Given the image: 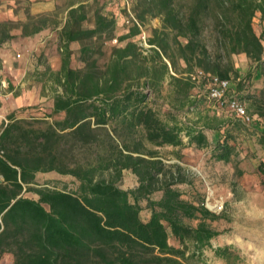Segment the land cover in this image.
<instances>
[{"label":"trees","instance_id":"16d2710c","mask_svg":"<svg viewBox=\"0 0 264 264\" xmlns=\"http://www.w3.org/2000/svg\"><path fill=\"white\" fill-rule=\"evenodd\" d=\"M89 2H70L63 18L59 11L28 10L25 21L0 20V48L53 27L61 53L60 68L43 72L51 109L42 118L13 112L0 126V260L11 253L12 264H191L221 234L215 223L226 215L208 208L204 197L187 198L188 174L168 165L159 148H207L213 160L244 174L235 132L250 124L203 116L191 74L201 69L237 80L235 96L261 120L264 145V85H247L254 75L264 80V29L258 33L254 25L259 13L264 19V0H132L141 25L150 17L161 21L148 38L152 47L145 52L131 39L141 32L133 24L104 64L116 11L106 10L108 0ZM92 18L93 26L86 25ZM75 42L82 43L81 67L73 66ZM240 53L253 66L244 77L232 62ZM166 81L168 107L161 98ZM32 110L42 108L25 114ZM184 112L198 119L183 120ZM207 130L220 135L212 141ZM125 171L136 175L135 188L121 186ZM53 172L71 177L75 187L39 183V174ZM214 251L237 259L230 246Z\"/></svg>","mask_w":264,"mask_h":264},{"label":"rangeland","instance_id":"374dc122","mask_svg":"<svg viewBox=\"0 0 264 264\" xmlns=\"http://www.w3.org/2000/svg\"><path fill=\"white\" fill-rule=\"evenodd\" d=\"M74 0H0V20L25 21L27 19V11L30 10L34 14L44 12L59 11V17L65 16V8L67 4ZM80 1V0H75ZM90 4L94 3L90 0ZM107 11H116L117 29L116 37L105 44L106 54L100 58V63L104 64L115 45L124 44L126 41H118V37L129 32L132 23H127L128 10L123 3L115 5L114 2L108 0ZM133 12V11H132ZM134 13V12H133ZM91 15L93 11L91 10ZM135 15V14H134ZM86 25L93 26V18ZM161 21L159 18H149L145 24H142L143 30L146 31L148 37L152 34V29L159 27ZM255 28L258 33L264 29V19L259 13L255 19ZM53 28V27H52ZM58 30H53L54 35L50 36L49 41L43 39L39 41H24V38H17L7 42L1 48L5 49L3 54H0V72L6 71L7 64L11 68H23L22 63L27 62V71L33 73L32 76L38 75V78H43V67L34 73L37 63H41L43 57H47L46 51L51 49L55 51V57H59L60 50L58 49L57 41L54 39ZM18 36H21V30L13 31ZM140 46L139 34L131 38ZM41 42L43 44H41ZM46 42V44H44ZM73 45V66L81 67L83 62L79 60L80 48L82 43L75 42ZM212 51H215L210 43ZM142 48V46H140ZM46 48V50H44ZM29 54L26 57L24 52ZM20 54V56H18ZM10 55V56H7ZM25 59V60H24ZM48 59V57H47ZM232 62L238 69L240 76L244 77L249 71L253 70V66L247 56L243 53L234 54ZM184 63L180 62V67ZM9 69V68H8ZM197 70V69H196ZM256 74V73H254ZM0 83V92L9 87V78L2 74ZM40 75V76H39ZM25 80L28 85H32L35 79L30 77L29 73L20 78L19 81ZM232 91L236 94L237 80L232 79ZM202 83V82H201ZM198 86L193 90V97L200 99V108L202 115L217 116L222 119H229L232 116L225 110H219L214 103L208 98L207 88ZM247 85L251 89L258 90L264 85L262 77L254 75L249 80ZM48 94L51 88L48 86ZM168 81L164 82L162 87V99L166 106L168 103ZM44 93V91H43ZM44 100L39 106L42 110H32L23 117L27 118H42L44 113L49 110V105ZM244 103L249 107V101ZM0 105L2 102L0 101ZM47 109V110H45ZM198 114L195 112H187L181 115L183 120L196 121ZM59 118V117H58ZM262 122L256 117L255 121L249 126H245L241 131H236L238 150L240 152L239 166L244 171L243 175H238L233 163H224L215 161L211 158V151L207 148H198L196 146H181L173 147L166 146L159 148L160 156L168 165H179L183 171L188 174L190 185L185 184L182 187L187 190L186 197L191 200H198L204 197L205 204L208 208L216 213H225V218L215 223L216 228L221 231V234L212 239L211 245L206 247L204 254L200 257L196 256L190 259L191 264H264V172L260 171V164L264 162V145L259 141V133H261ZM209 138L213 141L219 137L220 133L207 130ZM187 141V138L185 139ZM38 181L41 184L49 183L50 185L58 184L60 187L68 184L69 188L75 187V183L69 176H61L57 173H43L38 175ZM138 185V179L131 171H125L121 181V186L125 189L135 188ZM28 196L37 198L34 193H27ZM223 204V208L220 207ZM215 206V207H211ZM143 217L149 218V211L142 212ZM230 246L231 250L237 255L236 260H228L221 258L215 254L214 249L217 247ZM0 264H12V254L7 253L0 260Z\"/></svg>","mask_w":264,"mask_h":264},{"label":"crops","instance_id":"0c3cea01","mask_svg":"<svg viewBox=\"0 0 264 264\" xmlns=\"http://www.w3.org/2000/svg\"><path fill=\"white\" fill-rule=\"evenodd\" d=\"M53 28H46L43 31H41L38 34H35L34 36L30 37H24V41H39L41 39L45 38V41L50 40V36L53 33ZM50 34V36H49ZM21 38V37H20ZM54 39L57 41L58 44V31L57 35H55ZM46 42L44 44H46ZM41 44H43L41 42ZM73 48V45H72ZM59 49V48H58ZM46 50V48H44ZM5 49L0 48V54H3ZM29 54L27 51L23 53V55L26 57V55ZM47 57H43L41 63H37L35 67V74H39V69L43 67V72L46 70L47 66H51L53 70H57L60 68L61 65V53L59 54V57H55V51L54 50H47L46 51ZM10 56V55H7ZM25 60V59H24ZM23 68H11L9 64L6 66V71L0 72V83L4 84V80H1L2 74L6 75L9 78V87L8 89H4L2 92H0V101L2 102V105H0V126L3 124L4 121H8L7 117L10 113L15 112L18 117L25 116V111L28 107L44 104L42 103L44 100H46V104L49 105V109H51L53 100L51 93L48 94V85H45L44 89V82L42 81L41 77L38 78V75L32 76L33 73L30 71H27V68L24 66H27V62L22 63ZM9 68V69H8ZM29 73V78L32 77L35 79L34 84L28 85L25 80L22 82L19 81V79L24 78L25 75ZM40 76V75H39ZM1 88V87H0ZM44 91V93H43ZM1 180V177H0Z\"/></svg>","mask_w":264,"mask_h":264},{"label":"built area","instance_id":"2783aa9c","mask_svg":"<svg viewBox=\"0 0 264 264\" xmlns=\"http://www.w3.org/2000/svg\"><path fill=\"white\" fill-rule=\"evenodd\" d=\"M111 1H119L120 3H123L128 10V19L126 22L132 23V25H139L141 28V32L139 33L141 40L140 46H142V49L147 52L152 45L148 42L149 37L146 31L143 30L141 23L132 12V0ZM18 56H20V54H18ZM191 76L197 83L206 82L208 98L214 103L217 109L229 112L232 117L239 118L246 124H252L255 121L256 116L250 113L244 101L237 98L232 91L231 79L222 78L219 75L210 74L201 69L196 70ZM220 208H223V204Z\"/></svg>","mask_w":264,"mask_h":264},{"label":"bare ground","instance_id":"6f19581e","mask_svg":"<svg viewBox=\"0 0 264 264\" xmlns=\"http://www.w3.org/2000/svg\"><path fill=\"white\" fill-rule=\"evenodd\" d=\"M210 206H211L212 208L215 207V206H212V205H210Z\"/></svg>","mask_w":264,"mask_h":264},{"label":"water","instance_id":"95a60500","mask_svg":"<svg viewBox=\"0 0 264 264\" xmlns=\"http://www.w3.org/2000/svg\"><path fill=\"white\" fill-rule=\"evenodd\" d=\"M1 181V180H0Z\"/></svg>","mask_w":264,"mask_h":264}]
</instances>
